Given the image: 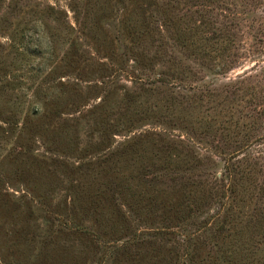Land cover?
<instances>
[{"label": "rangeland", "instance_id": "rangeland-1", "mask_svg": "<svg viewBox=\"0 0 264 264\" xmlns=\"http://www.w3.org/2000/svg\"><path fill=\"white\" fill-rule=\"evenodd\" d=\"M0 264H264V0H0Z\"/></svg>", "mask_w": 264, "mask_h": 264}]
</instances>
